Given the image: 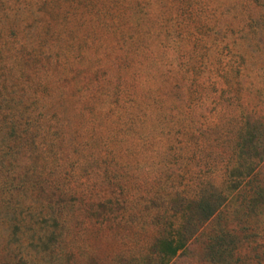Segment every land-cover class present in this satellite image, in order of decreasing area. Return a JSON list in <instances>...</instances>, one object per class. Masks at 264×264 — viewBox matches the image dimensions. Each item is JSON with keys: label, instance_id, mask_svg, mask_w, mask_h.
<instances>
[{"label": "rangeland", "instance_id": "374dc122", "mask_svg": "<svg viewBox=\"0 0 264 264\" xmlns=\"http://www.w3.org/2000/svg\"><path fill=\"white\" fill-rule=\"evenodd\" d=\"M125 5L61 0L49 17L34 5L25 32L9 34L0 264H159L177 190L211 196L252 169L264 183V0ZM233 180L219 222L237 227L242 253L197 247L167 264H264V213L237 206Z\"/></svg>", "mask_w": 264, "mask_h": 264}, {"label": "trees", "instance_id": "16d2710c", "mask_svg": "<svg viewBox=\"0 0 264 264\" xmlns=\"http://www.w3.org/2000/svg\"><path fill=\"white\" fill-rule=\"evenodd\" d=\"M130 2L131 0H114V3L121 5V8L125 10L129 6L125 5V3L128 4ZM39 4L43 6L47 5L45 17H49V11H60L61 9V0H0L1 54H3V47L9 42V34H16V39H18L19 33L25 32L24 28L27 29V26H30L33 6ZM126 14L124 13V20ZM56 22L52 25L55 26ZM45 23L47 24L46 21ZM45 28V25H43L41 27L42 30L38 29L42 38V32ZM55 31L58 32V29L56 28ZM1 116L0 112V120ZM14 123L15 121L12 124ZM259 129L260 133L254 137L259 142V146L263 148V155L258 159L256 174L259 173V170L262 169L264 164V124H261ZM236 165L238 168L244 167V170L247 168L246 163H243V161L237 162ZM250 172H253V169L252 171H247V174L241 172L234 175L228 172L226 174L227 177L224 179L226 180L225 183L211 185V196H209V189L204 184H201L200 186L202 187L196 190L187 191L185 189H179L174 193V236L170 239L167 238L165 244L166 249L164 251L159 250V264H167L165 261L166 258L170 259L174 257L175 260L182 254L191 252L197 247L201 250L203 249V251L214 252L218 256L222 255L226 250L237 255L238 253H242L246 245L245 239L237 233V227L222 225L219 222V218L229 206L230 198H232L230 197V193H228L229 185L227 186L228 181L231 179L237 181L235 187H233L238 190L236 194L241 198L243 197V200L237 206L248 207L251 204L254 205L257 203V206L264 213V200L261 199V197H264V183L261 181L256 182L255 177L249 174ZM178 202L179 204H176ZM255 226L263 228L264 218L262 223L259 222ZM229 235L233 238L232 243L226 240Z\"/></svg>", "mask_w": 264, "mask_h": 264}]
</instances>
